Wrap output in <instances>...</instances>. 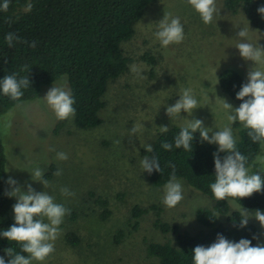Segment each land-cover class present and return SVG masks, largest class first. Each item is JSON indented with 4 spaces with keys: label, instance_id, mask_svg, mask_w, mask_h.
Masks as SVG:
<instances>
[{
    "label": "rangeland",
    "instance_id": "374dc122",
    "mask_svg": "<svg viewBox=\"0 0 264 264\" xmlns=\"http://www.w3.org/2000/svg\"><path fill=\"white\" fill-rule=\"evenodd\" d=\"M222 6L217 26L205 25L198 13L185 0H157L142 13L134 26L133 36L120 44L124 57L131 60L127 71L107 83L102 97L105 107L99 112L101 125L92 129H79L73 120L58 121L53 111L43 99L54 84L66 76H60L52 84L42 86L39 94L30 101L20 102L0 117V139L5 155V173L18 181L23 191L31 184L36 192L48 191L57 203L64 204L75 214L74 219L67 215L61 227V235L55 241V252L44 264H158L155 258L146 256L148 243L168 242L173 246L175 236L162 234L154 227L155 214L148 211L135 220L132 207L148 208L157 205L161 208L160 219L170 225H177L179 231L195 235L207 228L195 219L197 208L212 209L214 201L191 189L182 179L184 200L174 209L163 203L164 187L153 188L143 172L140 161L145 144H153L161 132L160 126L182 127L185 120H170L166 107L179 100L181 89L191 88L202 106L194 110L193 116L181 112L187 119H201L205 127L213 131L221 130L227 123L225 110L220 99L239 107L219 87L218 73L228 67L238 71L247 80L251 61L241 58L235 45L240 27L249 24L251 42L258 40L264 46V32L253 28L241 8L231 13ZM165 13L178 16L184 26L185 39L179 45L161 47L154 33L158 22ZM152 57L151 65L143 56ZM142 70L144 79H138L131 66ZM19 105V106H18ZM143 123L144 128L137 137L128 133L133 125ZM239 128L243 125L236 122ZM237 138L238 128L231 125ZM211 136V133L209 134ZM115 141H120L119 144ZM218 148V145L212 144ZM54 148L55 151H50ZM57 152L68 154L67 161L56 159ZM264 155V147L260 154ZM258 167L264 169L259 163ZM42 167L49 186L35 182L28 172L33 167ZM53 166V169H50ZM62 169V175L53 173ZM67 187L74 196H62L60 189ZM97 198L107 202L109 215L102 218L103 208L95 203ZM231 211L241 207L233 200L227 201ZM12 205L8 214L14 218ZM264 212V210H261ZM219 223L226 224L217 215ZM258 229L259 242L264 243V228L258 221L249 219ZM74 232L79 238L77 246L65 242L67 232ZM123 235L118 243V232ZM258 241H256L257 244ZM255 244V245H256ZM38 264V262H33Z\"/></svg>",
    "mask_w": 264,
    "mask_h": 264
},
{
    "label": "trees",
    "instance_id": "16d2710c",
    "mask_svg": "<svg viewBox=\"0 0 264 264\" xmlns=\"http://www.w3.org/2000/svg\"><path fill=\"white\" fill-rule=\"evenodd\" d=\"M157 0H10L7 12L0 11V79L5 75L19 73L28 76L30 87L23 90L24 96L19 102H13L0 93V117L20 102L33 100L40 92L42 86L52 84L60 76H66L69 89L75 100L76 115L74 125L79 129H92L101 125L99 112L104 109L102 100L106 92L107 83L123 75L128 69L129 58L123 56L120 49L122 42L128 41L134 34V26L141 19L143 11ZM3 0H0L2 3ZM31 3L30 11L26 10ZM264 5V0H224L223 6L231 13L241 8L250 25L264 32V18L257 12V8ZM15 33L22 41L36 42V47L29 44L17 43L9 48L5 36ZM143 59L154 65L152 57L143 56ZM27 71H22L25 68ZM221 90L235 103L242 101L236 99V94L247 80L238 71L224 68L217 75ZM247 99V98H246ZM238 128V150L250 158V164L260 154L261 146L253 143L247 135L248 129ZM181 127L172 126L168 132H160L155 138L152 147L153 153L145 150L142 154L157 156L163 169L162 174L153 172L147 178L153 188L161 189L168 181L171 167L175 164L176 176L182 179L191 189L215 200L209 185L215 182V165L213 153L217 147L206 142L201 143L199 133L194 134L192 142L193 151L186 152L182 148L176 149L174 138L179 134ZM173 143L171 151H165L161 144ZM226 153H220L221 159ZM53 169V166H50ZM253 172L260 171L264 176V169L256 164ZM49 173L44 178L49 177ZM8 177L5 173V155L0 139V231L9 229L14 218L8 214L12 205V198L5 196L9 188L6 183ZM233 200L238 205L248 209L264 210V193H254L249 198ZM95 203L104 210L101 217L109 215L107 202L97 198ZM155 214L154 227L162 234L171 233L175 236L176 246L168 242L148 243L145 248L146 256L158 260V264H193V250L196 246L208 247L216 241L217 234L226 239L239 242L248 239L255 246L253 236H258V229L248 222L244 228L239 227L240 212L231 211L227 199L214 201L212 209L197 208L196 221L207 228L195 235L179 231L175 224L170 225L161 221V208L150 205L148 208L132 207L130 214L135 220L133 229L137 228V219L148 211ZM217 215L224 218L226 224L219 223ZM70 219L75 214L69 215ZM119 231L115 237L118 243L122 237ZM65 242L70 246H77L79 238L74 232H67ZM13 247L17 252L20 248L15 242H9L0 237V257H4L6 264L9 257L5 249ZM24 254V253H21ZM27 255V254H25Z\"/></svg>",
    "mask_w": 264,
    "mask_h": 264
},
{
    "label": "clouds",
    "instance_id": "9594fccd",
    "mask_svg": "<svg viewBox=\"0 0 264 264\" xmlns=\"http://www.w3.org/2000/svg\"><path fill=\"white\" fill-rule=\"evenodd\" d=\"M196 13L199 14L205 25L217 26L222 6L219 0H185ZM10 7V0H3L0 3V11L7 12ZM32 4L27 5L26 10L30 11ZM258 14L264 18V5L257 8ZM235 25L240 30L237 33L239 41L235 47L239 50L241 58L251 61L252 66L247 72V81L242 84L236 94V99L242 101L239 107L220 99L221 106L225 110L228 123L218 131L205 127L201 119H187L181 116V112L193 116L194 110L202 106L196 99L191 88L181 89L179 100L172 106L166 107V115L170 120H185L186 123L181 127L179 134L174 138L176 149H183L192 152V142L194 134L199 133L201 143L218 145L217 151L213 153L215 165V182L209 185L216 201L229 198L239 200L249 198L254 193H264V176L260 171L253 172L255 163L264 166V155H257L255 162L250 164L249 156L242 154L237 148V138L233 134L231 125L239 122L245 129L247 135L253 143L264 146V46L258 40L251 42L249 24ZM156 40L161 47L168 48L171 45H179L185 39L184 26L178 16L165 13L163 19L158 22V30L154 33ZM5 41L9 48L17 43L29 44L35 48L36 42L22 41L15 33H8ZM22 71H29L25 66ZM131 71L138 79H144L142 70L137 66H131ZM28 76H20L19 73L5 75L0 79V93L7 96L13 102H19L24 96L25 89L30 87ZM218 83V82H217ZM247 98V99H246ZM47 106L53 111L58 121H71L76 115L74 107L75 100L71 90L67 87L66 80L59 84H54L48 90L43 99ZM19 106V105H18ZM144 128L143 123L133 125L128 133V137H137L138 133ZM160 131L168 132L167 126H160ZM211 133V136L209 135ZM119 144L120 141H115ZM144 149L148 153H153L151 144H145ZM161 147L165 151L173 149V143L163 142ZM50 151H55L50 148ZM220 153H226L221 159ZM56 159L67 161L69 156L65 152H57ZM143 172L151 175L154 171L162 174L157 156L145 155L140 161ZM171 167L168 181L164 185L162 203L168 209L176 208L184 200L183 184L176 176L175 164L169 163ZM35 182L43 184L45 189L49 186V181L44 178V169L36 166L28 171ZM53 175H62V169H57ZM6 183L9 188L5 190V196L16 198L13 205L15 223L7 230L0 231V237L6 238L9 242H15L20 248L17 252L13 247L5 249L9 257L7 264H44L55 252V241L61 235V225L71 210L62 203H57L55 197L48 191L36 192L31 184L26 185L27 191H23L18 181L9 177ZM62 196H74L75 193L67 187L60 189ZM249 219L259 222L264 228V212L255 210L254 212L241 207L239 227L247 226ZM257 240L255 246L248 239H240L234 242L226 239L223 235L217 234L216 241L208 247L196 246L193 250V264H264V243L259 242V236L254 235ZM24 253V254H21ZM27 254V255H25ZM0 264H6L5 258L0 257Z\"/></svg>",
    "mask_w": 264,
    "mask_h": 264
}]
</instances>
